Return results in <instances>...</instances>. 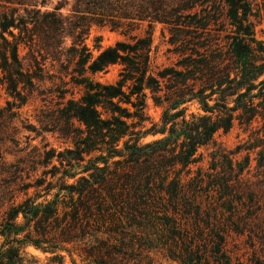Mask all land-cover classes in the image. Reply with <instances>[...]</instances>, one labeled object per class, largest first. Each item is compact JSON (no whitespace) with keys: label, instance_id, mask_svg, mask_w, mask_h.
<instances>
[{"label":"trees","instance_id":"1","mask_svg":"<svg viewBox=\"0 0 264 264\" xmlns=\"http://www.w3.org/2000/svg\"><path fill=\"white\" fill-rule=\"evenodd\" d=\"M226 1L228 16L242 31L240 11L247 9L246 0ZM44 2L0 0V84L15 100L23 95L22 86L32 89L35 80L42 78L35 69L24 67L19 52L22 45L29 48L34 60L31 68L40 71L43 62L35 53L43 60L60 58L68 40V60L78 57L81 73H106L117 64L122 67L115 82L103 83L89 76L77 81L84 84V94L62 109L68 120L73 117L85 125L74 135L70 169L59 170L60 175L53 173L56 182L39 178L35 188L40 190L6 211L2 235L10 246L0 248V264H33L23 253L24 243L59 256L60 263L65 260L63 251L72 264H156L151 252L157 251L177 264H234L227 249L225 224L211 219V207L192 204L183 171L189 174L190 166L202 158L197 155L199 148L211 144L220 130L228 132L235 120L248 125L259 117L264 120V58L257 64L252 45L244 37L237 38L226 52L236 67L231 68L222 53L212 58L202 55L186 72H174L177 75L162 99L156 93L163 90L162 79L169 73H161L159 78L149 74L150 31L144 37L132 36L134 43L100 46L102 50L94 58L87 44L91 25H110L125 34L157 22L179 29H206L209 17L186 12L209 1L76 0L69 16H64L60 7L42 10ZM191 79L194 82L190 83ZM147 89L156 103L164 106L161 124L136 130V124L144 120ZM214 94L219 98L211 105ZM194 100L203 113L188 117V108L183 106ZM25 102L21 99L20 104ZM123 103L131 104L135 111ZM135 117L137 123L129 121ZM146 134L163 137L143 144L140 140ZM101 148L102 153L108 151L102 155V166L100 157L86 160L85 154ZM116 157L119 159L111 163ZM58 158L63 165L62 153ZM249 165V155L244 163H235L229 154L217 152L207 184L203 177L196 181L206 191L211 188L226 196L239 186L240 175ZM259 167H264V155ZM70 179L75 181L69 183ZM63 190L67 195L61 196ZM195 214L190 226L181 225L182 216ZM21 215L23 221L19 222ZM15 242L19 245L14 246ZM262 244L264 247V239Z\"/></svg>","mask_w":264,"mask_h":264},{"label":"rangeland","instance_id":"2","mask_svg":"<svg viewBox=\"0 0 264 264\" xmlns=\"http://www.w3.org/2000/svg\"><path fill=\"white\" fill-rule=\"evenodd\" d=\"M41 2V0H39ZM207 4L198 5L186 13L197 12L200 16H207L211 20L208 28L198 29L191 27L173 28L164 23H154L149 27L147 23L130 30L129 33H122L121 30H112L110 25H102L93 22L90 28V35L87 44L93 52L94 58L100 53L99 47L115 45L118 41L134 43L132 36L144 37L147 31L152 36V44L149 53V74L159 78L161 73L168 71L166 78L162 79L163 90L156 93L165 99L168 86L174 81V72H186L193 60L199 59L202 55L212 58L217 54L226 57V63L231 68L236 64L228 59L227 51L237 38H245L253 49L257 59V64L263 62L264 58V0H246L247 9L240 11L243 20V30L237 22H233L228 16L230 5L226 0H206ZM76 0H45L42 10H52L60 7V12L64 16H69L73 12ZM17 32V31H16ZM241 32V33H240ZM71 41L64 45V52L60 58L43 57L37 54L38 59L43 62V71L31 68L34 64L29 48L20 46V56L25 68L35 69V72L42 75V78L35 80V86L21 87L23 95L19 100H15L0 84V248L7 249V238L2 235L3 223L6 211L12 205H18L28 196H33L40 190L35 188L39 178L44 177L47 181L56 182L53 173L64 172L70 169L68 160L71 158L70 149L75 148L74 135L77 129H85V125L80 124L76 118L64 117L62 109L70 100L79 101L85 92V86L77 81L83 76H89L96 81L103 83L115 82L119 77L121 65H112L108 72L90 71L80 72L77 63L78 57L71 62L68 60V47ZM172 71V72H171ZM34 73V72H33ZM264 79V74L261 76ZM190 83L194 80H189ZM200 82L197 83L196 89ZM146 107L143 112L142 124H138V117L134 120L136 130H146L154 124L160 126L161 116L164 106L156 103L152 92L147 89ZM210 93V91H208ZM256 93V91H254ZM219 94H214L210 104L215 103ZM25 99V103H21ZM135 100V97L133 98ZM234 103L231 102V105ZM133 112L135 108L131 104L123 103ZM187 116L191 113H203L197 100L186 103ZM99 109L102 111V107ZM106 116V115H105ZM77 131V132H76ZM163 137L162 134H146L140 142L145 144L155 139ZM123 146V142L119 147ZM106 147V145H105ZM241 147L236 155L232 151ZM217 152L227 153L233 157L234 162H245L250 158V165L240 175L239 186L232 194L224 195L218 191H206L205 186L197 183L196 179L203 177L208 180V173L213 172L211 166L213 155ZM62 153L64 164L61 165L59 155ZM101 150L85 154L86 160L100 157L102 166ZM197 155H202L197 164L190 166L191 172L183 171V177L187 184L188 197L192 204L209 206L212 210L213 221H221L225 224L227 231V249L233 256L234 264H264V167H259V161L264 155V120L259 117L251 124H241L235 120L233 127L224 132L220 130L213 138L211 144L199 148ZM119 159L111 160V163ZM86 162V161H85ZM85 162H81L82 164ZM75 165V161H72ZM56 166V167H55ZM112 166H116L115 163ZM118 166V165H117ZM221 166L218 170H221ZM57 173V175H60ZM175 175V173H173ZM75 180L70 179L69 183ZM57 191L52 192V198ZM67 195L63 190L61 196ZM68 199V197H67ZM43 198L39 199L42 201ZM197 218V215L187 218H180L181 225L190 226ZM23 221L22 215L19 222ZM192 230V229H191ZM23 238V234L19 236ZM4 244V246H3ZM18 246V243H13ZM23 253L27 262L33 264H72L71 257L67 252L61 251L65 255L64 263H60L59 256L52 253L43 252L33 245L22 244ZM56 255V254H55ZM156 264H177L167 259L163 254L152 251ZM256 256V257H254ZM78 262L81 258L75 256ZM258 258V260H257Z\"/></svg>","mask_w":264,"mask_h":264}]
</instances>
